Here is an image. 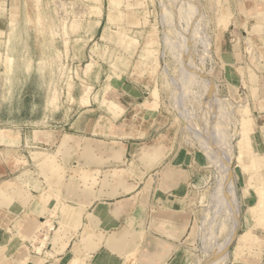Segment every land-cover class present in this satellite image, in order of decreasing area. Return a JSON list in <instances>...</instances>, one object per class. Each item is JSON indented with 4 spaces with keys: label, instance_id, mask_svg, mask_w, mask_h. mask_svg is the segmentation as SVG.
Wrapping results in <instances>:
<instances>
[{
    "label": "rangeland",
    "instance_id": "obj_1",
    "mask_svg": "<svg viewBox=\"0 0 264 264\" xmlns=\"http://www.w3.org/2000/svg\"><path fill=\"white\" fill-rule=\"evenodd\" d=\"M15 1L0 0V22L9 20L7 9L14 21V43L0 44V119L9 121L0 127L77 132L96 121L107 134L165 133L182 161L200 169L194 264H264L255 45L247 40L243 85L227 83L219 53L225 32L238 23L239 0ZM47 154L55 172L36 163L51 184L61 166ZM132 166L126 173L143 180L145 172ZM229 173L236 201L225 189Z\"/></svg>",
    "mask_w": 264,
    "mask_h": 264
},
{
    "label": "crops",
    "instance_id": "obj_2",
    "mask_svg": "<svg viewBox=\"0 0 264 264\" xmlns=\"http://www.w3.org/2000/svg\"><path fill=\"white\" fill-rule=\"evenodd\" d=\"M236 5L238 23L219 42L224 77L243 85L251 38L253 117L264 128V0ZM7 11L9 20L0 22L6 46L14 43ZM93 125L77 132L0 127V264H194L198 166L182 161L165 133L139 138ZM47 153L61 166V178L51 184L37 166ZM134 163L145 172L143 180L126 173Z\"/></svg>",
    "mask_w": 264,
    "mask_h": 264
},
{
    "label": "bare ground",
    "instance_id": "obj_3",
    "mask_svg": "<svg viewBox=\"0 0 264 264\" xmlns=\"http://www.w3.org/2000/svg\"><path fill=\"white\" fill-rule=\"evenodd\" d=\"M156 96H154V98H152V103L153 104H155L156 105V98H155ZM158 98V97H157ZM157 102H158V100H157ZM147 104L148 105H150L151 103H150V101L149 102H147ZM143 109V108H142ZM155 109V108H154ZM145 113V112H144ZM48 156V155H47ZM47 156H45L44 157V159L43 160H39V164H43V165H46V166H48V167H46V168H48V170L50 171V172H53V170H54V172H55V170H56V168H55V166L54 165H52L51 163V161H47ZM40 157V156H39ZM42 157V156H41ZM254 164H255V162H253ZM40 167V166H39ZM45 167H42V170L43 169H45ZM41 169V168H40ZM41 170V171H42ZM44 172V171H43ZM59 172V171H58ZM57 172V173H58ZM44 173H46V172H44ZM52 178V177H51ZM233 179H232V176H231V174L229 173L227 176H226V178H225V186H226V188L225 189H227L230 193H231V195L233 196V198H234V200L236 201V195H235V190H234V186H233ZM237 217V216H236ZM237 220V219H236ZM236 229V228H235ZM41 248V247H40ZM39 248V249H40ZM38 249V248H37ZM39 252V251H38ZM77 263V262H76ZM75 263V264H76Z\"/></svg>",
    "mask_w": 264,
    "mask_h": 264
}]
</instances>
